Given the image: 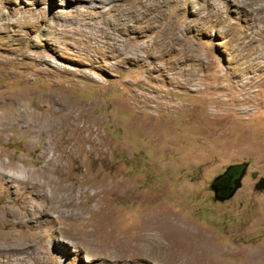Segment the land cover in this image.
I'll return each instance as SVG.
<instances>
[{"label":"rangeland","instance_id":"374dc122","mask_svg":"<svg viewBox=\"0 0 264 264\" xmlns=\"http://www.w3.org/2000/svg\"><path fill=\"white\" fill-rule=\"evenodd\" d=\"M0 124V264H264V0H0Z\"/></svg>","mask_w":264,"mask_h":264},{"label":"water","instance_id":"95a60500","mask_svg":"<svg viewBox=\"0 0 264 264\" xmlns=\"http://www.w3.org/2000/svg\"><path fill=\"white\" fill-rule=\"evenodd\" d=\"M241 167V168H237V167ZM247 169V164H241L238 166H229L227 167V169L225 170V172H233L236 170V173L234 174V176L232 175L230 177V186L229 187H225V189L227 190V194L225 193L224 195H220L218 194V190L215 187L214 184H217L218 182H220L224 176V173L218 175L217 177H215L212 180L211 183V188L214 192V196L215 199H219V200H225V199H229L240 187H241V180L244 177V174L246 172ZM264 188V179H260L259 182L256 185V189L261 190Z\"/></svg>","mask_w":264,"mask_h":264},{"label":"bare ground","instance_id":"6f19581e","mask_svg":"<svg viewBox=\"0 0 264 264\" xmlns=\"http://www.w3.org/2000/svg\"><path fill=\"white\" fill-rule=\"evenodd\" d=\"M163 6V5H162ZM79 14V13H78ZM131 14V13H130ZM127 15V14H126ZM119 16V15H118ZM140 16H142V15H140ZM132 17V16H131ZM142 19V18H141ZM115 20V19H114ZM125 20V19H124ZM130 20V19H129ZM114 22V21H113ZM118 24H119V22H118ZM119 27V26H118ZM149 27V26H148ZM134 29H135V27H134ZM131 60V59H130ZM14 121V120H13ZM10 122V121H9ZM1 125V124H0ZM7 177L5 176V175H2V181L3 182H7V183H14L15 182V179H13V178H10V180H7L6 179ZM1 180V179H0ZM35 185V186H34ZM35 187H36V189H35ZM31 188H33V190H34V192L35 191H37L38 193H39V196L41 197V199L43 200V201H45L46 203H47V205H52L53 204V202H52V200H51V198H50V196L47 194V192H45V194H44V192H43V190H42V187L41 186H39L38 184H35V183H33V184H31ZM30 210V209H29ZM40 212V211H39ZM33 214V213H32ZM27 216V215H26ZM30 216V219H33V216L34 215H29ZM154 228V227H153ZM155 231H153V230H151L150 231V233H154ZM158 233V235L160 236V241H159V246L161 247L160 249L161 250H164V246L162 247V245H164L165 243H164V241L165 240H163V239H161L162 237H161V235L163 236L164 234H165V232H157ZM88 234L89 235H91V236H95V234H98V232L96 233V231H94V232H88ZM148 235L146 238H149V236H154V235ZM158 237V236H157ZM152 238V237H151ZM139 239L140 238H138V239H132V240H134V243L136 244V246H137V243L139 242ZM141 240V239H140ZM144 240V239H143ZM149 240H151V239H149ZM145 241H147V239L145 240ZM144 242V241H143ZM131 243V242H130ZM156 243V242H155ZM129 244V243H128ZM215 251V250H214ZM252 257H254V256H252ZM198 258V257H197ZM251 258V257H250ZM47 260V259H46ZM250 260V259H249ZM256 260V259H255ZM261 261V260H260ZM185 262H187L186 260H185ZM184 262V263H185ZM201 262V261H200ZM249 262V261H248ZM51 264H53V263H51ZM54 264H58L57 262L56 263H54ZM186 264V263H185Z\"/></svg>","mask_w":264,"mask_h":264},{"label":"flooded vegetation","instance_id":"af4514ba","mask_svg":"<svg viewBox=\"0 0 264 264\" xmlns=\"http://www.w3.org/2000/svg\"><path fill=\"white\" fill-rule=\"evenodd\" d=\"M237 168H241V167L239 166ZM235 173H236V170L233 171V172H231V171L230 172H225L224 171V176H223L222 180L215 185V187L218 190V194H220V195H224L225 193L227 194V190L225 189V187H229L230 186V184H229L230 177L232 175L234 176Z\"/></svg>","mask_w":264,"mask_h":264}]
</instances>
